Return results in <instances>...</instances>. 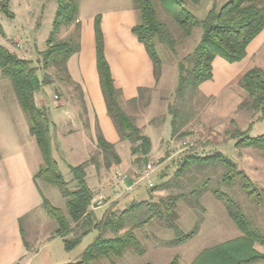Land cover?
<instances>
[{
  "label": "trees",
  "instance_id": "16d2710c",
  "mask_svg": "<svg viewBox=\"0 0 264 264\" xmlns=\"http://www.w3.org/2000/svg\"><path fill=\"white\" fill-rule=\"evenodd\" d=\"M57 2L53 18V29L46 40V48L40 52L41 62L47 72L41 79L38 68L31 59L22 58L5 46H0V71L4 77L12 80L19 103L27 116L31 134L35 137L40 149L43 162L35 174V179H42L46 183L58 186L66 199L65 209L57 207L48 198H43L42 206L48 215L57 223L54 234L63 238L64 247L70 251L78 246L85 235L92 230L99 231V235L84 250L77 262L66 264H93L102 258L119 259L129 249L138 254H144L135 230L141 228L153 219H161L175 232V238L169 243H181L199 229L197 225L188 233H184L177 223L179 217L177 202L182 199L194 207L198 199L191 196L197 189H188L181 179L196 165L204 163H222L225 167L222 179L231 183L235 177H242V188L257 205L264 204V186L258 187L251 177L230 158L220 151L206 155L188 153L179 161L180 168L176 171L173 186L179 191L158 200H136L125 209L109 208L101 218L97 217L92 208L97 193L87 181V167L94 165L97 170L102 167L110 169L120 164L122 158L113 143L107 140L99 125L96 127V145L99 152L92 155L85 162L71 166L75 185L70 188L53 153L51 135L52 120L48 106H39L37 92L43 85L55 82V77L65 75L70 77L68 61L72 55L80 50L79 0H54ZM199 4L201 0H134V8L139 15L138 22L132 31L139 41L144 44L154 64V73L159 82L162 72V59L157 50V41L167 44L174 49L176 41L171 35L166 23L158 13V3L167 12L174 7L181 6L185 18L178 21L185 37H190L195 27L201 28V37L195 47L183 59L178 61V80L176 98L169 106L172 136L186 137V129L194 115L190 102L200 90L205 81L213 78V62L221 57L228 63L241 62L247 56L249 44L264 30V0H228L221 7L214 6L203 20L186 9V3ZM10 0H0V9L13 16L9 11ZM102 16L95 18V40L97 69L100 85L105 99L109 116L118 131L121 140L130 143L134 163L140 165L149 160L153 148L151 137L139 126L137 114L147 108L152 99L151 89L140 88L137 97L124 101L122 90L115 85L110 64L105 55V41L102 30ZM74 24L75 30L67 38H59L63 27ZM0 33L4 36L0 23ZM240 85L247 93L246 98L239 104L240 109H248L253 113H261L258 121L264 119V70L252 67L240 77ZM80 98L84 106L83 90L79 85ZM85 110V107H84ZM86 111V110H85ZM165 119V118H164ZM153 120V124H157ZM163 120V122H165ZM163 122H158L161 125ZM232 123L235 120L232 119ZM254 123L241 131L239 128L231 134L235 144L244 147L264 149V134L252 137L249 131ZM164 182L160 188L168 185ZM206 187V185H205ZM217 195L225 199L229 216L234 220L242 234L232 239L204 248L191 264H253L264 260V252L257 248V244L264 245V234L255 226L253 220L244 212L238 203L225 195ZM191 197V198H190ZM147 264H151L148 262ZM168 264H180L178 257Z\"/></svg>",
  "mask_w": 264,
  "mask_h": 264
},
{
  "label": "rangeland",
  "instance_id": "374dc122",
  "mask_svg": "<svg viewBox=\"0 0 264 264\" xmlns=\"http://www.w3.org/2000/svg\"><path fill=\"white\" fill-rule=\"evenodd\" d=\"M227 1L201 0L199 4L188 2L186 3V9L194 13L199 20H203L212 7H221ZM123 4L134 7V0H79L80 12L82 11L86 18L93 13H100L103 9L119 7ZM56 8L57 2L54 0H10L9 11L13 16H9L0 9V23L3 26V30H6L4 36L0 33V46H12L16 48L13 52L17 55L22 58L31 59L33 65L38 68L41 79L47 75V72L55 73L54 69L49 70L44 67V64L41 62L40 52L46 48V39L53 29V18ZM158 13L160 18L166 23L176 44L174 49H171L167 44L157 41V50L162 59V72L157 84L153 104L152 106L151 104L148 106L150 110L141 111L142 113L138 116V123L143 124L151 119L150 122L153 124L152 122L155 119L157 124L154 123L153 125L159 126L158 122H163L166 119V123L163 122L165 123L164 126L163 123L161 125L164 128H169L167 136L162 137V140L159 137L154 138L152 136L155 149L162 156L160 155L158 158L155 153L150 157L151 160L142 162L136 168L129 171L128 174L130 175V182H137L140 180L139 177L142 176L140 174H144V169L150 163L153 165V169L150 171L153 186L150 187L148 181H143L137 184L134 190L123 193L121 196L116 195V192L109 194L110 190L108 189L105 191L101 190V193H104V201L101 204L110 203L109 207L97 210L96 214L98 218H101L109 208L122 210L136 200L151 198L158 200L160 197L178 192L179 190H176L172 181L174 182L176 171L180 168L179 161L188 153L206 155L220 151L224 156L233 160L239 169L244 170L258 187L264 186V149L238 146L235 144L236 140L231 138V134L235 128L244 131L252 122L254 125L249 131V135L255 137L264 134V119L258 121L261 113H253L248 109L239 110L238 108L233 118L225 120L226 114L221 113L222 115L219 116V119L222 120L217 122L215 110L217 108L221 110L224 107V101L228 97L227 91L222 92L218 96L210 97L205 96L199 90L190 102L194 115L186 127L189 134L184 138L172 136L170 124L172 115L169 113V106L175 102L176 98L178 61L193 50L201 37V28L195 27L190 37L183 35L178 23L179 20L185 18L181 6H176L172 12H167L158 3ZM74 30L75 26L72 29L69 26L63 27L58 37L67 38ZM251 65L243 62L234 65L232 68L234 71L241 73L253 67ZM55 82V84L54 81L48 84L47 91H45L46 85H43L39 92H37L39 106H46L50 103L48 107L52 119V134L56 131L54 127L56 124L54 113L57 109L62 108L59 106V102L61 100L72 99L74 96L77 99L80 98L79 88L71 77L65 75L59 78L55 77ZM237 86H241L240 81L237 82V85L233 86L235 92ZM46 99L47 104H45ZM234 101L231 99L232 104ZM20 116H23L24 120L27 121V116L19 103L12 80L4 77L0 71V124L4 126L3 130L6 136H12V129L9 131L5 127L7 125V118L9 117L16 126L13 127V130L18 133V138L20 140L24 138L25 134L20 129ZM232 119L235 120V123H232ZM57 133L64 136L62 124ZM27 134L29 132L26 133V136ZM63 142L66 143L65 137ZM64 148L63 156L62 158H58V161L65 180L69 187L73 188L75 181L70 167L77 164H72V161H80L79 163L81 164L86 160H79L78 156L74 158L76 155L69 152L66 146ZM119 151L122 157L128 159L131 154L129 142L125 141L122 143ZM98 152V149H94L90 153V158ZM93 168L96 172H99L103 182H109L112 175L111 170L103 167L97 170L94 165H90L87 168L91 181L93 179L95 181L94 177L97 176ZM224 172L225 167L222 163H204L194 166L181 179V182L188 189L198 190L196 194L191 196L192 199L199 200V203L194 207L182 199L177 202V212L179 215L177 223L181 230L184 233H188L199 225L197 233L191 238L181 243L171 244L169 242L175 238L174 230L169 228L165 221L153 219L135 230L136 236L146 249L144 254L141 255L135 250L129 249L119 259L102 258L93 264H147L148 262L151 264H168L175 257H178L180 264H189L204 248L240 235L242 232L229 216L225 199L219 197L217 192L238 203L253 220L255 226L264 234V204L257 205L254 199L247 195L242 188L241 176L237 175L231 183L224 182L222 179ZM38 180L41 190L47 195L48 199L57 207L65 209L66 199L60 188L54 184L46 183L42 179ZM164 182H168L169 184L164 188H160ZM95 192L98 194L100 190H95ZM97 196L95 195V197ZM50 220L57 227L56 221L54 219ZM26 231L25 238L28 239L29 243L33 244L29 229L26 228ZM98 235V230H92L85 235L78 246L70 251L65 249L62 238L57 240L53 247H50V249L53 248L52 250L55 255H52L51 260L46 264H66L79 261L86 247ZM257 248L264 252V245L257 244ZM47 252L48 249L43 251L35 259L34 264H44L45 260H47V257H45Z\"/></svg>",
  "mask_w": 264,
  "mask_h": 264
},
{
  "label": "crops",
  "instance_id": "0c3cea01",
  "mask_svg": "<svg viewBox=\"0 0 264 264\" xmlns=\"http://www.w3.org/2000/svg\"><path fill=\"white\" fill-rule=\"evenodd\" d=\"M79 13L81 47L79 52L71 56L67 66L73 82L83 90L84 106L76 96L59 102V106L62 108H56L54 113L56 122L54 134H52L51 128L53 153L58 161V158H62L64 146H66L69 152L76 155L74 158L78 156L79 160H88L90 153L94 149H98L95 138L96 127L99 125L107 140L115 145L122 162L111 166L109 169L112 174L109 182H103L100 178L101 175L94 168L95 175H97L94 177L96 180H90L88 171L87 181L94 191L100 190L98 194L107 189L110 190V194L113 192L110 183L114 173L129 174V171L138 165L134 163L135 157L132 154L126 159L122 157L119 151V147L125 141L121 140L113 120L108 114L101 89L95 40V18L98 14L102 16L101 25L104 33L105 55L110 64L115 85L122 90L123 100L125 102L131 100L138 96L140 88H148L151 89L150 104L152 106L158 83L154 73L153 61L144 44L132 31L139 20L137 10L132 5L123 4L119 7L103 9L100 13H93L87 18L82 11L80 12V8ZM69 27L72 29L74 24ZM7 48L12 52L16 50L12 46H7ZM243 62L264 70V30L249 44L247 56L241 62L228 63L223 58L217 57L213 62V78L200 85V90L205 96H218L227 91L228 97L224 101V107L221 110L219 108L215 110L217 122L222 120L219 119L222 114H226L225 120L233 118L239 104L247 96L241 86H239L240 88L236 87V92L233 90V86L237 85L240 77L247 70L238 73L232 67ZM47 89L48 85L45 86V91ZM231 99L235 100L233 104ZM45 104H47V99ZM52 104L54 105L53 102ZM144 110L148 111L150 108L147 107L141 111ZM141 111L137 117L142 113ZM19 120L20 129L25 134L21 140L17 136L18 133L13 130L15 124L9 117L5 127L9 131L12 129V136H6L3 130L4 126L0 124V264H34L35 259L48 249L45 256L47 260L44 263L46 264L51 260L52 255H55L53 248L50 249V247H53L54 243L62 237L54 234L56 227L42 206L43 198L47 195L41 190L39 180L35 179V174L43 162L40 149L35 137L30 132L27 121L24 120L23 116H20ZM150 120L138 124L144 128L145 133L151 139L152 136L154 138L159 137L161 140L162 137H166L169 128L153 125ZM61 124L64 129V136L57 133ZM28 132L29 134L26 136ZM64 137L66 143L63 142ZM152 143L153 148L149 160L155 153L158 158L160 155L162 156L155 149L153 139ZM79 162L72 161V164L78 165ZM109 203L94 204L93 209L97 212L99 209L109 207ZM26 228L29 229L33 244L25 238ZM253 264H264V260Z\"/></svg>",
  "mask_w": 264,
  "mask_h": 264
},
{
  "label": "built area",
  "instance_id": "2783aa9c",
  "mask_svg": "<svg viewBox=\"0 0 264 264\" xmlns=\"http://www.w3.org/2000/svg\"><path fill=\"white\" fill-rule=\"evenodd\" d=\"M153 169L152 164H148L146 168L144 169V174H140V180L137 182H130V176L127 173H122V172H115L113 175V178L111 180V185L112 186V191L116 192L118 196H121L123 193L130 192L136 188V185L143 182V181H148L149 186H153V183L151 181L150 177V171ZM142 173V172H141ZM119 192V193H118ZM104 201V194H98L97 197L94 198V202L99 205Z\"/></svg>",
  "mask_w": 264,
  "mask_h": 264
}]
</instances>
